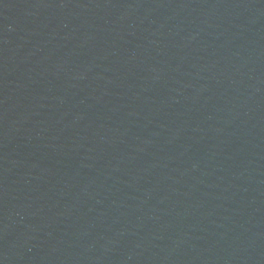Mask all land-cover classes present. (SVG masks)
<instances>
[{
  "label": "water",
  "instance_id": "1",
  "mask_svg": "<svg viewBox=\"0 0 264 264\" xmlns=\"http://www.w3.org/2000/svg\"><path fill=\"white\" fill-rule=\"evenodd\" d=\"M0 264H264V0H0Z\"/></svg>",
  "mask_w": 264,
  "mask_h": 264
}]
</instances>
